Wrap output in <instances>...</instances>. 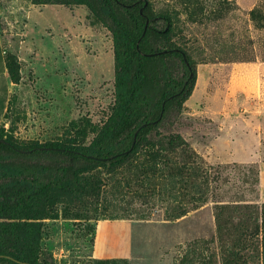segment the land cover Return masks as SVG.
I'll use <instances>...</instances> for the list:
<instances>
[{
	"label": "rangeland",
	"instance_id": "1",
	"mask_svg": "<svg viewBox=\"0 0 264 264\" xmlns=\"http://www.w3.org/2000/svg\"><path fill=\"white\" fill-rule=\"evenodd\" d=\"M149 1L172 16L171 38L196 65L180 115L149 138L178 134L189 146L75 165L77 184L40 205L42 264H222L231 234L264 203V0ZM0 34L13 82L0 144L21 152L71 122L106 119L112 36L87 5L0 0ZM22 153L0 146V162L71 165Z\"/></svg>",
	"mask_w": 264,
	"mask_h": 264
},
{
	"label": "trees",
	"instance_id": "2",
	"mask_svg": "<svg viewBox=\"0 0 264 264\" xmlns=\"http://www.w3.org/2000/svg\"><path fill=\"white\" fill-rule=\"evenodd\" d=\"M74 1L87 5L111 33L114 101L99 124L71 122L57 138L32 142L21 152L0 144L17 157L27 152L36 158L60 156L71 163L53 167L0 162V264H42L40 220L45 216L40 205L58 184H77L75 165L120 162L141 152L189 146L178 134L149 138L165 118L180 115L196 81L194 59L171 38L172 16L155 13L149 0ZM89 133L93 136L87 140ZM52 178L56 184L47 182ZM247 214L246 225L231 234L236 243L223 251L222 264H252L248 263L252 254L264 264V203L255 207V218L252 212Z\"/></svg>",
	"mask_w": 264,
	"mask_h": 264
},
{
	"label": "crops",
	"instance_id": "3",
	"mask_svg": "<svg viewBox=\"0 0 264 264\" xmlns=\"http://www.w3.org/2000/svg\"><path fill=\"white\" fill-rule=\"evenodd\" d=\"M12 89L13 82L7 70L0 34V124L5 114Z\"/></svg>",
	"mask_w": 264,
	"mask_h": 264
}]
</instances>
